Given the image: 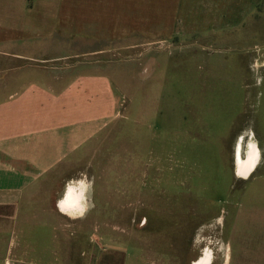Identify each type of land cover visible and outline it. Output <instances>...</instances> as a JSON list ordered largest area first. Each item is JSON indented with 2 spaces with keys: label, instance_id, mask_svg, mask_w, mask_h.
<instances>
[{
  "label": "crops",
  "instance_id": "crops-1",
  "mask_svg": "<svg viewBox=\"0 0 264 264\" xmlns=\"http://www.w3.org/2000/svg\"><path fill=\"white\" fill-rule=\"evenodd\" d=\"M263 3L0 0V264H65L73 231L63 222L114 221L127 205L142 204L131 201L137 188L127 183L125 166L89 165L97 175L91 182L69 176L68 165L103 150L129 105L108 70L79 60V42L138 37L206 48L253 21ZM111 172L116 180L105 176ZM253 227L246 240L232 233L235 246L220 232L211 264H264V224ZM87 238L88 264L128 262L123 243L107 245L97 232Z\"/></svg>",
  "mask_w": 264,
  "mask_h": 264
},
{
  "label": "rangeland",
  "instance_id": "rangeland-1",
  "mask_svg": "<svg viewBox=\"0 0 264 264\" xmlns=\"http://www.w3.org/2000/svg\"><path fill=\"white\" fill-rule=\"evenodd\" d=\"M253 18L206 48L138 37L79 42V60L108 70L129 105L103 150L68 165L69 176L91 182L97 175L90 166H125L127 183L137 188L131 201L142 204L127 205L114 221L63 222L73 231L65 264L89 263L91 232L106 234L107 245L123 243L126 264H192L220 245V232L235 246V230L244 240L251 227L262 228L264 3ZM251 140L258 154L253 167L241 169ZM112 173L105 176L116 180Z\"/></svg>",
  "mask_w": 264,
  "mask_h": 264
},
{
  "label": "bare ground",
  "instance_id": "bare-ground-1",
  "mask_svg": "<svg viewBox=\"0 0 264 264\" xmlns=\"http://www.w3.org/2000/svg\"><path fill=\"white\" fill-rule=\"evenodd\" d=\"M255 144L254 140H251L247 146V151L249 152V154L251 155L250 159L247 162H244V165L241 166V169H243V166H245L247 168V170L249 169V167L252 165L253 167V162L255 161V159L253 160V157H255L258 154L259 148L258 146ZM246 170V171H247ZM81 183V182H80ZM77 194V193H76ZM80 195V194H79ZM78 195V196H79ZM71 197V196H70ZM80 197V196H79ZM75 201V199H74ZM72 202V201H71ZM78 204V203H77ZM66 206V205H65ZM64 206V207H65ZM76 206V205H75ZM70 208V207H69ZM68 208V209H69ZM73 208V207H71ZM75 208V207H74ZM73 208V209H74ZM64 209V208H63ZM75 210V209H74ZM77 210V209H76ZM205 229V228H204ZM203 230V229H202ZM209 230V229H208ZM219 231V230H218ZM211 234V233H210ZM200 235V234H199ZM198 235V236H199ZM213 237V236H212ZM220 237V236H219ZM218 238V237H217ZM198 241V240H197ZM195 242V241H194ZM220 242V240H219ZM220 251V250H219ZM214 254H213V250L211 247H206L202 253L201 256H199L197 259H195L193 261V264H211L212 260H213Z\"/></svg>",
  "mask_w": 264,
  "mask_h": 264
}]
</instances>
